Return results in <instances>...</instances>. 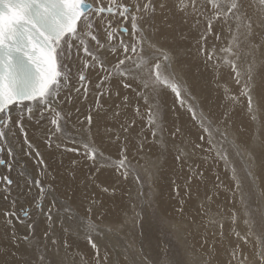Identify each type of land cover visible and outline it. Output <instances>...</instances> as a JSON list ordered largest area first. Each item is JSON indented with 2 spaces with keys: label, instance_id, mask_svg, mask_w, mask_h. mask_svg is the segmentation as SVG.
<instances>
[{
  "label": "snow or ice",
  "instance_id": "snow-or-ice-1",
  "mask_svg": "<svg viewBox=\"0 0 264 264\" xmlns=\"http://www.w3.org/2000/svg\"><path fill=\"white\" fill-rule=\"evenodd\" d=\"M189 36L203 54L210 83L223 89L224 102L215 107L203 106L179 67L177 49ZM222 65L229 68L223 75ZM257 77L264 80V0H0V166L8 170L0 173V208L6 209L0 211V264H196L192 252L149 259L134 238L121 236L129 224L134 228L145 219L164 235L176 228L144 191L147 179L162 174L161 158L168 156L182 171L186 166L189 194L205 189L195 216H184V200L178 210L194 239L205 227L196 240L206 257L200 264H264V233L246 252L251 231L235 232V241L223 224L219 234L207 231L204 217L214 196L207 194L202 170L210 161L209 168L222 166L225 177L231 173L232 199L240 196L245 215L259 199L264 226V190H256L258 182L264 185V88L254 100ZM90 93L95 109L90 104L80 120L77 105ZM102 97L104 104L111 101L109 107ZM141 100L150 142L135 127L137 117L144 124ZM184 116L192 127L181 123ZM70 125H79L85 138L94 137L83 144V163L46 162L41 143L52 150L49 155L61 148L63 154L79 151L67 146V140L77 142V136L67 135ZM193 135L195 140L189 139ZM17 147L36 158L38 172L22 168L10 178ZM197 153L203 154L199 163ZM83 164L91 175H83ZM218 182L219 175L213 182L217 195ZM118 192L122 214L108 206ZM13 219L23 225L22 233ZM81 235L92 250L87 258L73 251L80 249Z\"/></svg>",
  "mask_w": 264,
  "mask_h": 264
},
{
  "label": "bare ground",
  "instance_id": "bare-ground-1",
  "mask_svg": "<svg viewBox=\"0 0 264 264\" xmlns=\"http://www.w3.org/2000/svg\"><path fill=\"white\" fill-rule=\"evenodd\" d=\"M90 2H95V0H90ZM130 27V24L128 25ZM225 38L230 40V37L227 36V33L222 34ZM212 40H209L208 46L210 47L212 44ZM222 43V41H221ZM243 51V49L241 50ZM178 58L180 60L179 67L182 68L187 72L186 79L188 80L189 86L192 89V92L197 98L202 102L203 106L205 108L208 107H215L219 105L220 103H223V89L220 91H217L215 86L212 85L210 82L212 80V76L204 71V63H203V54L198 55L197 54V46L196 41L191 36L188 37V41L181 44L178 49ZM246 65H241V68H245ZM229 68L226 65L221 66V75L228 72ZM205 81H208L209 83L206 85ZM252 88H253V97L254 100L258 99L259 93L262 88H264V80L257 77L256 80L252 82ZM107 91V89H105ZM131 95V93H128ZM94 96L95 93H90L89 99L87 101H84L81 99L80 103L77 105L80 107V113H79V119L84 120V118L88 115V108L91 104L93 109H95V103H94ZM106 97L101 98V103L104 104V99ZM171 100V97H169V102ZM118 103V101H117ZM141 105V114L144 120V124H139L140 117H137L138 123L135 125L140 131L141 135H146L148 142L151 141L152 137L148 130V124H147V115L145 114L147 112V109L143 106V101H137ZM111 104V101L108 102V104H104V107L107 108ZM131 109H135V103L130 106ZM73 113V120L76 119V112L75 109H71ZM131 115V113H129ZM125 117H122L124 119ZM188 117L184 116L182 118L181 123L184 124L185 127H192L190 123L187 122ZM113 124L110 123L109 127H112ZM79 125H70L67 129V135H75L77 136V142L75 145H73L71 140H67V146L69 148L75 146L79 149L77 153H68L63 154V149H58L54 152V154L49 155V153L52 151L48 149L46 146H44L42 143L39 147V151L43 154V156L46 158V162L51 160L54 162H60L63 161L65 165H68L71 160H77L81 161L83 163V154H84V147L83 144L87 142L89 139H94V137L89 136L85 138L84 136L79 134ZM87 129V125H85V131ZM118 130V129H117ZM193 132H195V128L192 129ZM96 129L93 127L92 132L95 133ZM167 135V132L165 133ZM189 139L195 140V136H191ZM16 163L14 169L11 171L13 178L17 176V174L21 171V168H26L29 173L34 171V167L36 165V158L34 156H26L24 155V152L27 151V149H24V152L20 150L19 147L16 149ZM105 155H109V153H105ZM202 153H197L196 160L197 163L200 162V159L202 158ZM19 157H22L24 159H21ZM154 158V157H152ZM166 161V162H165ZM141 163H144L143 160L140 161ZM15 163V162H14ZM101 163H104L101 161ZM191 163V161H189ZM209 163H206L203 165L202 170H206V175L204 177V181L207 184V189H211L208 191V195L214 196V200L208 201V203L212 204L213 207L209 211V214L204 217L205 225H207V231H215L217 234L220 232V224H223L224 231L232 236L233 240L235 241V232H240L241 236H244L246 233L251 231L253 233V236L250 238V243L245 246V251L247 252L251 246L252 243L255 242L256 237L258 234L261 233V229H264V226L261 225L260 222V214H258L259 209L262 206V203L259 199H254L251 202L249 214L245 215V205L241 203V198L239 195L236 196L235 200L232 199L231 193L227 189V180L230 178L231 173H229V177L224 176V169L222 166L213 165L211 168H209ZM243 163V162H241ZM17 164H21L22 166L19 167ZM161 164H162V174L157 175L156 177L149 178L146 182L149 184V188L152 190V198L155 200V202L159 205V211L163 213L165 210L167 211L168 219L172 222V224L176 225V228L173 229V235L176 236V238L181 240L182 245L186 247V243L184 242V239L188 237L185 236V233H189V229L184 227L186 221L180 217L178 210L181 207L180 201L184 200V216L185 217H192L195 216L197 208L201 204V202L205 201V189L204 186H201L200 192L197 194L195 192L189 194L185 188H184V172L187 171L186 166L184 167V170L182 171V165L179 161H174L172 156H168L166 158H161ZM19 167V168H18ZM83 175H91L92 173L88 170V165L83 164ZM2 173H7V169L3 167V169H0ZM35 170L38 172L39 168L35 167ZM0 171V172H1ZM94 171V169H93ZM104 175H107V173H104ZM220 176V193L216 194V188L213 187V182L215 181L216 176ZM240 175H243L242 170L240 171ZM83 178V176L81 177ZM175 181V183H173ZM179 186V195H177L176 188ZM232 187H235V182H233ZM144 189H147L144 187ZM257 191L264 190V185L257 183L256 186ZM145 191V190H144ZM37 193L36 188H32L31 194ZM15 194V193H14ZM13 194V195H14ZM133 195H135V187L133 186ZM222 196V199H221ZM51 197H48V200H50ZM116 202L113 203L111 200L108 201V206L112 209V212L114 214L121 213L120 208L118 207L120 203V193L118 192L116 195ZM24 203V199L21 197L20 202L17 205V208L19 209L20 204ZM124 203H128L127 199L125 198ZM233 204H235V207H233ZM260 205V207L257 206ZM45 205L47 207V200L45 202ZM27 207V205H25ZM217 209H220L219 212H217ZM256 213H254V211ZM0 211H4V208H0ZM235 214V221L232 219V215ZM130 215V212H129ZM42 219V218H41ZM3 220L4 218L0 216V233L4 231L3 228ZM248 220L249 223H245V221ZM257 222L256 224L253 223ZM227 223V224H225ZM260 223V225H257ZM13 224L16 228L20 229V232H23V225H20L17 223L15 219H13ZM143 225V224H142ZM145 225V224H144ZM212 225H215V227H212ZM131 224H129V227L125 230V232L121 233L122 237H125L126 239H132L133 228ZM137 228V227H136ZM135 228V229H136ZM171 228V227H169ZM11 231V229H9ZM205 233V227H200L199 229V235L196 236L197 238H201ZM190 236V242L193 241V236ZM194 239V240H195ZM188 240V239H187ZM104 243H107V241H103ZM184 242V243H183ZM209 243H212V241H209ZM242 243V242H241ZM199 246V245H198ZM137 247V246H135ZM197 249H196V248ZM139 248V247H138ZM140 249V248H139ZM194 250L199 251V248L196 246V243H194ZM73 251H79L82 256H85L87 258V254L90 253L92 250L90 248V245H87L83 235L80 236V249L73 250ZM94 255V253H92ZM224 253H221V256L223 259H227V256H223Z\"/></svg>",
  "mask_w": 264,
  "mask_h": 264
},
{
  "label": "rangeland",
  "instance_id": "rangeland-1",
  "mask_svg": "<svg viewBox=\"0 0 264 264\" xmlns=\"http://www.w3.org/2000/svg\"><path fill=\"white\" fill-rule=\"evenodd\" d=\"M19 158L24 159L22 157H19ZM17 166L21 167L22 165L17 164ZM3 167L4 166H0V169H3ZM22 167L19 169H22ZM0 173H2V171ZM3 174H5V173H3ZM7 174H8V171L5 175H7ZM10 178H13L12 173H11ZM146 181H145L144 187L147 189H144L145 193L149 197H152L153 196L152 190L149 188L150 185L147 184ZM208 190H211V189H208ZM32 195H36V193H32ZM221 199H222V196H221ZM257 206L260 207V205H258V204H257ZM4 210H6V209L4 208ZM253 211H254V213H256L255 210H253ZM258 214H260L259 211H258ZM130 215H131V212H130ZM21 216H22V213H21ZM256 223L257 222H255L253 224H256ZM225 224H227V223H225ZM257 225H260V223H258ZM260 227H262V226L260 225ZM135 228L134 229L132 228L133 232H134V234H132V236L135 235L132 238H134L136 240L135 246H137L136 247L137 249L143 248L145 250V252L148 254L149 259H152V258H157L160 260L171 259L177 255H184L186 252H192L193 255L195 257H197L196 264H200V261L206 258V257L200 256V253L198 251L194 250V243H196V239L194 240V238H193V241L191 243L189 233H185L186 234L185 236L188 235V237L186 239H184V242L186 243V247H185L182 245L181 240L179 241V239L173 235V229L172 228H168L169 234L164 235V234H162L158 225L150 219H145L142 223L137 224L135 226ZM261 233H264V229H261ZM197 239H199V238H197ZM198 245L199 244L196 243V246L200 249V245L199 246ZM223 256H226V255L223 254Z\"/></svg>",
  "mask_w": 264,
  "mask_h": 264
}]
</instances>
